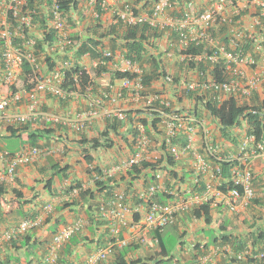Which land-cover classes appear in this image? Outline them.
I'll list each match as a JSON object with an SVG mask.
<instances>
[{
    "label": "built area",
    "instance_id": "built-area-1",
    "mask_svg": "<svg viewBox=\"0 0 264 264\" xmlns=\"http://www.w3.org/2000/svg\"><path fill=\"white\" fill-rule=\"evenodd\" d=\"M29 1L3 0L0 3V82L6 85L14 83L24 63L37 77L34 86L29 89L1 94L0 119L18 125L27 122L32 124L39 118L45 123L60 125L62 132L66 133L64 137L73 131L91 130L100 117L110 123L120 121L124 126L119 130L117 128L122 132L117 136L123 138V142L113 145L114 150L119 149L118 163L105 169L104 176L140 166L144 161L159 166L151 172L154 179L138 193L145 206L139 203L130 209L122 202L121 192L110 201L109 208L100 207L102 216L118 219L121 226L128 227L130 235L113 238L105 246L87 254L83 263L76 264L106 263L115 248H123L130 241L143 245L156 244L157 239L148 236L150 231H161L164 226L173 223L178 215L201 205L216 206L222 202L230 211H236L250 203L256 192L245 157L240 158L242 167L232 169L229 189H222L227 179L220 176V164L208 159L209 156H215L218 149L209 136L206 120L193 115L191 109L172 107L171 99L184 90L212 93V97L219 102L232 94L238 93L236 95L239 97L249 98L252 93L258 92L259 86L264 84V0H184L182 5H179V0H155L148 12H136L125 2L121 8L116 6L108 9V4L114 5V0H88L89 6L98 4L103 10L112 13V25H147L150 32L159 33L149 38L150 46H147L148 52L143 56L157 58L160 68L156 71L157 78L147 86L143 76L149 71V65L108 49L101 51L100 60L99 57L89 61L88 54H83L78 63L87 72L88 65L95 67L99 63L108 69L96 80L106 77V84L96 87V93L92 92L93 85H90L83 95L62 87L65 72L75 62L71 49L74 48L71 40L74 31L60 10L58 0H34L33 6ZM39 6L46 19L43 30H37L41 17V10L37 9ZM91 15L98 17L93 8ZM34 18L36 22H33ZM220 27H225L221 33ZM25 30L34 35L24 36ZM47 31H54L56 35L55 40L46 46V53L54 58L50 70L45 65L43 54L37 52L35 47L36 40ZM197 46L201 48L198 54H186L188 47ZM54 55H59V58ZM188 60L197 65L202 63L204 70L189 69L186 65ZM220 62L224 77L219 81L213 78L211 69ZM113 71L132 75L112 78ZM76 77H73L75 82ZM92 81L95 80L92 78ZM46 95L66 102L78 96L85 101L86 107L63 114L41 111L42 97ZM120 101L126 105L111 106ZM18 102L24 103L25 111L8 114L7 108ZM181 135L185 136L183 145H179ZM54 137L41 139L32 145L25 144L12 155L0 152V181L11 180L21 165L32 164L45 154L61 153L63 146L59 147ZM250 144L252 154L264 156V142L255 141L252 134L242 141L241 154ZM167 155L175 162L189 160L187 175L174 166L171 167L175 170L173 175L162 169L167 166ZM216 158L223 160L220 156ZM181 176H186V179L180 180ZM77 191L73 189V195ZM157 193H164L166 201H156L153 196ZM52 212L53 205L45 204L38 214L24 217L4 231L0 240L17 239L41 227ZM135 212H140L141 218L128 226L126 215ZM84 224V221L77 220L55 231L38 264H57L62 248L72 235L83 229ZM111 232L116 235L119 228L113 226ZM199 249L198 264H208L213 254L227 251L224 245L206 249L204 243L200 244ZM229 254L233 260L227 264H248L247 258H252L254 264H264V250L252 252L246 248ZM171 264L179 263L173 261Z\"/></svg>",
    "mask_w": 264,
    "mask_h": 264
},
{
    "label": "trees",
    "instance_id": "trees-1",
    "mask_svg": "<svg viewBox=\"0 0 264 264\" xmlns=\"http://www.w3.org/2000/svg\"><path fill=\"white\" fill-rule=\"evenodd\" d=\"M121 2L119 4V8L123 5V3H128L132 6L133 10L136 12H143V11H150V8L155 0H117ZM34 0H30L29 3L33 6ZM184 0H179V5H182ZM60 10L62 11L63 15L66 18V21L70 23L72 26H75L72 14L73 13H80L83 17L86 16L87 13L91 15L92 8L95 12L98 13V17H92V23L88 24L85 29V34L83 36L79 34H73L71 36V40L73 42L74 48L73 50V58L75 62L72 67H70L64 75V80L62 82V87L70 92H81L83 94L87 93V87L93 85L92 92L96 93L97 83L92 81V76L99 74L102 71L108 70L105 65L99 63L96 67L89 68V72L86 69L80 67L78 61L82 57L83 54L87 53L90 58H97L100 56V51L103 47H108L114 49L117 46V41L120 43V49L124 51L127 58L131 60L138 61L139 63H149V71L146 72L143 76V81L147 86H150L152 81L157 78L156 70L160 68V61L153 57L152 55L143 56L144 53L147 51V46L149 45V38L158 36L156 32H150L147 25H130V26H121V25H109L107 27H103L101 25L100 17L104 14V10L101 8L100 5L96 4L94 7L88 5V0H58ZM38 5V4H37ZM41 10V6L37 8ZM37 10V11H38ZM38 19L39 23L37 26V30H43L46 24V19L42 16ZM236 18V17H235ZM264 22V19L262 20ZM36 19L34 18V21ZM225 27H220L219 33H221ZM24 36H33V32L24 31ZM110 38L109 43H105L104 39L106 37ZM56 38L54 31H47L43 32L40 38L36 40V49L37 52L43 54L44 62L48 70L52 68L54 65V58H51L50 55L46 53V46L51 44ZM224 42H226V37L224 36ZM16 44V42H14ZM201 51L199 46L197 47H188L185 52L186 54L196 55ZM146 55V54H145ZM59 58V55H54ZM102 59L100 56L99 60ZM186 65L189 69L196 68L200 72L204 70V66L202 63L196 64L191 60L186 61ZM223 65L220 63L215 64L211 69L213 78L216 80H223ZM2 67V62L0 58V69ZM164 73V70H163ZM74 75H76V82L73 80ZM129 72L124 73H117L113 71L111 76L113 78L123 77V76H131ZM37 77L30 69L27 63L23 64L22 71L16 81L11 85L2 84L1 90L14 93L20 90H26L34 86ZM92 81V82H91ZM207 94V95H206ZM188 96H191L190 100L194 103V106L201 105L203 106L209 115L217 121L219 125V132L221 136L226 141H235V139L230 134V129L239 125L240 123H246L248 132L250 131L252 134L255 135L257 140L264 138V97L260 100L257 97V93H252L250 100L248 102L243 101L240 103L238 98L235 96H230L223 101H217L216 99L212 98L208 92H205L202 95H199L196 91L188 92ZM195 110V109H194ZM198 109L196 108L192 114L197 115ZM106 127L103 131L98 133V137L93 138H86L85 136L81 137V141H79L80 145H87L89 144L88 148L90 150H96L100 147L104 148H111L113 142L109 135L111 133H116L117 128L121 126L120 121H113L110 123L108 120L106 121ZM52 129H31L30 124L22 123L17 126L14 125H7L6 126V133L8 137H15L19 140V146L21 147L24 144H36L41 139H45ZM184 142V139L181 140ZM82 151H87L86 148H83ZM6 155H12L13 152L7 151L5 152ZM85 161L88 166H92L94 157L90 153H86ZM166 167H161L165 169L168 174L174 173V169L171 167L174 166L175 162L170 158L168 155L165 157ZM236 161H223L220 162V166L222 167L220 170V176L224 179H227V182L224 183L222 189L228 190L229 185L231 183V170L235 167ZM159 166L157 164H151L146 161L142 162L140 166H133L126 171L125 177L116 178L114 176L111 177H104L99 179H94L93 187H88L85 189L80 188L78 196H75L69 202L63 203L60 207L56 209L62 210L68 206H74L83 204L86 206L87 210V217L89 226H98L104 228V234L102 239H107L109 236L108 226L110 221L100 218L97 215L99 205L101 203L107 204L110 201L117 198L118 193H123V199L126 198L129 202L136 204L140 201L138 198L137 193L133 189V186L138 181L145 183L147 180L151 181L153 175L149 176V172L155 171ZM169 167V168H168ZM50 169L55 170V175L61 176V182L64 181V178H67L69 175L68 166L60 167L59 164H54ZM92 169L87 168L85 171L87 174H90ZM96 173L99 176H102L101 169L95 167ZM176 176V173H175ZM180 180H185L186 176H181ZM45 188L49 189L50 180H47L45 183ZM82 182L78 180L71 181L70 185L65 187V192L68 193L74 187H81ZM49 191V190H48ZM156 201L164 202L166 201L167 196L164 193L156 194L153 196ZM125 201V200H124ZM29 200L25 197L22 190L12 187L8 189V185L0 181V214L2 215H9L15 212L18 209H22ZM123 202V200H122ZM255 206H263L264 203L262 202V197H257L253 200ZM211 206L209 204L201 205L196 207L190 211L188 217L193 220H203V222L208 226L212 222L211 216ZM52 218V217H51ZM51 218H47L46 222H50ZM133 220H138L139 215L134 214ZM220 221H218L219 223ZM59 223L58 219H56V225ZM54 226L51 232L55 230ZM235 228V229H234ZM208 231V234L205 232V235L209 237V244L212 245H224V247L230 251V253H235L241 250H245L246 248H250L252 252L255 250L262 251L264 250V228L262 227H246L245 230L236 229L235 225H231L229 222L226 225L220 227V232H215L213 228L205 229ZM161 231H155L157 237L158 233ZM23 235L17 239L13 238L10 241H17L18 239L22 238ZM179 237H182V232L179 233ZM101 238L99 239L100 242H103ZM159 246H160V253L162 254V258L155 261V264H162L164 261H171L173 258L175 259L174 255L168 254L165 247H162L161 242L159 241V237L157 238ZM79 238L77 234L72 235L67 244L64 248H62L59 259L57 264H69L67 262L68 257L71 255V249L74 248L76 245L79 244ZM41 245L43 246L45 243L48 245L49 239H45L41 241ZM23 248H29L30 245H27V241H22ZM183 241H179L178 246H182ZM205 246V245H204ZM207 246V245H206ZM205 246V247H206ZM199 244L195 243L194 248L196 251L199 250ZM26 249V248H25ZM36 247H34L35 251ZM134 251V246L128 245L126 248L117 249L115 261L111 264H149L146 262H141L140 258L137 257L135 259H128V255ZM63 255V256H62ZM65 256V258H64ZM68 256V257H67ZM196 254L193 255L195 257ZM151 259V257H149ZM178 260V259H177ZM231 260H233L231 258ZM252 258H247L248 264H254ZM3 264V263H0Z\"/></svg>",
    "mask_w": 264,
    "mask_h": 264
},
{
    "label": "crops",
    "instance_id": "crops-1",
    "mask_svg": "<svg viewBox=\"0 0 264 264\" xmlns=\"http://www.w3.org/2000/svg\"><path fill=\"white\" fill-rule=\"evenodd\" d=\"M2 1L3 0H0V3H2ZM117 4H120V2L114 0V5L116 6ZM110 17H112V13L109 11H105V13L100 17L101 20L100 22L103 27H107L108 25H110ZM73 19H74V23L77 25L76 27L72 28V30L74 31L73 34H79L83 36L85 34V29L88 26V24L92 23L91 15L87 13L86 16L83 17L82 15H80V13H75L73 15ZM104 41L106 44L109 42L108 40H104ZM246 73L248 74V69L246 70ZM105 80L106 77L103 79H99V82L102 84L105 82ZM256 93L258 99L261 100L264 97V84L259 86L258 92ZM42 99H44L41 101L42 103H44V107L48 106L50 109L53 108V110L56 111H60L64 109L62 108L63 106L59 105L58 101L53 100L55 99L53 97L51 98L49 96L46 97L43 96ZM75 102L80 103L79 100L75 101V99H73L72 102L70 103L71 109H76L78 106H80ZM125 105H126L125 102L120 101L117 102L116 105H111V106L121 107ZM81 106H83V104H81ZM11 109L13 113L23 112L25 111V106L22 103H18L17 105H14V107H12ZM8 114H11V110L9 109H8ZM3 122L4 121H1L0 123L1 153L7 152L3 148L4 143L1 142V140H3V138L7 136L6 130L2 126ZM95 124L98 129H102L105 124V121L100 117L99 119L96 120ZM35 128H40V126L36 124V126L32 127V129ZM70 138L71 135L68 136L67 140ZM62 142L64 141L63 140L61 142L58 141L57 145H59V147H61V145L64 146V151L67 150L68 148L70 149L68 152H66V154L63 157H60L59 154H54V155L45 154L41 156L33 164L21 165L17 167L15 171L14 180L9 181L7 183L8 189L15 187L22 190L25 197L29 200V202L25 206H23L22 209L16 210L17 214L15 212L9 215L0 214V235L4 231L16 225L18 221H20L22 218L27 216H32L40 212L42 205H45L46 203H53L55 207H60L61 206L60 203H62L63 200L70 199L69 195H66L65 192L66 189L65 182H68V180L61 182L60 180L61 176L55 175L54 174L55 171L50 169V167H52L57 162L60 161V165H65L66 163H68L69 166L73 169V170L68 169L70 172L72 171L75 172L77 168L79 171V174L76 175V177H78L77 179L82 183H84L85 185H88L89 187H93L91 179L94 173L92 174L86 173L85 170L88 168V165L85 162L83 156H80L79 154L80 151L78 150L77 144L70 141H67L66 144ZM219 144L222 146L221 149L225 151V153L227 154H232L236 150L235 147L229 145V143L224 141L223 139H221ZM73 150L75 153L71 152ZM107 151L105 152L97 151V153L102 155V153H107ZM97 153H95V156L97 155ZM110 160L111 159L109 158V156L106 157L100 156L98 158L97 157L95 158L93 164L94 166H99L100 168H103L105 163L110 162ZM116 160H118V158H116ZM74 162H76V164L78 165L76 166ZM250 163L253 174L257 176L256 179L258 180L257 188H256L257 194L259 197H262V202L264 203V158L260 156L252 157L250 159ZM0 166H1V160H0ZM120 174L123 176L124 171L118 173L116 177H119ZM47 180H50L49 189L45 188L46 185L45 183L47 182ZM213 208L214 209L211 210V214L214 217V220L210 228L215 229V231H217V229L219 228V225L216 224L215 220L221 221L220 225H226V223L229 222L231 225H235L236 229L238 228L240 230H245L246 227L248 226L264 228V205L261 207L256 206L255 208H253V211H248V210L240 211L238 215H232V213L228 210V208L223 204L220 205L218 204L216 206H213ZM20 211L22 212V214H19ZM86 213H87L86 206L83 204L68 206L59 211L56 209L53 217L51 215L52 218L50 222L45 223L43 226L37 229L27 232L25 235H23L22 238L18 239L17 241L11 242L6 240H0V263L38 264L47 246L46 243L42 246L41 245L42 243L40 242L45 239H49V243H50V238L52 236V233H54L64 225L72 223L76 219L81 218L84 221H87ZM187 217H188L187 213H184L182 216H180L181 219H186ZM56 219H58L59 221L57 225H56ZM54 226H56L55 230L54 232H51ZM189 227H191L187 229L189 233H186L180 239V241H183L184 245L185 244L188 245L189 242L193 241V238H196L197 239L196 241H200L202 239V235L205 234L204 230L206 229V227L203 225V223H201L200 220L192 222L189 225ZM103 234H104L103 227L91 226V225L89 226L88 224L85 230L80 235L77 236L80 241L79 244L71 249V255L67 257L69 259H73L76 261H82L85 258V256L88 253H90V251H93L96 248V245L99 246V244L102 243L100 242L99 239L103 238ZM203 237L205 238L204 241H208L209 237H206L205 235H203ZM102 240L104 241L105 239ZM22 241L25 242L27 241V245L29 244L30 247L23 248ZM34 247H36L35 251L33 250ZM28 252L29 254L27 255ZM177 253H179V250L177 251Z\"/></svg>",
    "mask_w": 264,
    "mask_h": 264
},
{
    "label": "clouds",
    "instance_id": "clouds-1",
    "mask_svg": "<svg viewBox=\"0 0 264 264\" xmlns=\"http://www.w3.org/2000/svg\"><path fill=\"white\" fill-rule=\"evenodd\" d=\"M118 2V1H117ZM121 3V2H120ZM116 6H119V4H117ZM115 5H111V4H108V9H113V7H116ZM104 11H108V10H104ZM105 13V12H104ZM75 13H73L72 14V18H73V15H74ZM92 16V15H91ZM73 21H74V19H73ZM75 24V23H74ZM110 25H112V24H110ZM118 25H121V24H118ZM72 26V25H71ZM75 26H77L76 24H75ZM109 26V25H108ZM122 26V25H121ZM72 27H74V26H72ZM110 38H112L111 36L110 37H106L104 40H108L109 42H110ZM108 42V43H109ZM117 46L114 48V49H112V48H108V47H103L102 49H101V51L102 50H111L113 53L114 52H120V53H123L124 55H125V53H124V51L122 50V48L120 49L119 47H120V43L117 41ZM149 45H150V43H149ZM263 47H264V43H263ZM264 49V48H263ZM147 50V52H148V49H146ZM101 51H100V53H101ZM73 52V51H72ZM85 54H87V53H85ZM100 56H101V54H100ZM99 56V57H100ZM126 56V55H125ZM146 56H149V55H146ZM99 57H97V58H90L89 57V55H88V59H90V60H93V59H98ZM145 57V56H144ZM154 57V56H153ZM2 62V61H1ZM141 64H143L142 62H141ZM144 64H147V61H146V63L144 62ZM147 65H149V63L147 64ZM150 66V65H149ZM82 67V66H81ZM90 67H92V68H94V66H92V65H88L87 66V70H88V72H89V68ZM96 67V66H95ZM1 70H2V67H1V69H0V74H1ZM157 71V70H156ZM103 72V71H102ZM102 72H100L99 74H96L95 76H92V78H93V80H95L94 82L95 83H97V87H99V86H103V85H105L106 84V82H107V79L105 80V82L104 83H100L99 81H96L97 80V78H98V76L102 73ZM113 78V77H112ZM216 80V79H215ZM1 86H2V84H1V82H0V97H1V94L2 93H5L6 91H2L1 90ZM199 95H202V94H204V92H199V91H197V90H195ZM187 91L186 90H184V91H182V93L181 94H179V93H177L176 95H175V97L173 98V99H171L172 101H171V106L172 107H179L180 109H191L192 110V112L193 111H195L196 110V108L198 109V111H197V115L196 114H193V115H195V116H197V117H202V118H204L205 120H206V125H207V127L209 128V133H210V137H211V139L213 140V144L214 145H216L217 146V149H218V152H217V154L215 155V156H209L208 157V159H210L213 163H219L220 164V162H223V161H236V163H235V167H242V160L240 159L241 157H245V162H246V164H248L249 165V167H250V169H251V172H252V183H253V187H254V189H255V192H256V196L250 201V203L247 205V206H245L243 209H237L236 211H230V209L225 205V204H223L222 202H218L217 203V205L219 204H223V205H225L227 208H228V210L232 213V215H238L239 214V212L240 211H253V208H255L256 206L254 205V203H253V200L255 199V198H257V197H259L258 196V194H257V190H256V188H257V179H256V177L257 176H255L254 174H253V171H252V168H251V163H250V159L252 158V157H257V156H260V157H263L264 158V156L263 155H259V154H252L251 153V145L252 144H250L247 148H246V150H245V153L244 154H241V152H240V146H241V144H242V141L244 140V138H246L247 137V135H250V134H252L250 131L248 132V130H247V125H246V123H240L239 125H237V126H235V127H233V128H231L230 129V131H238L239 129L241 130V128L243 129V133L242 134H240V138L238 139V141L235 139V141H226L222 136H221V134H220V141H221V139H223L224 141H226V142H228L229 143V145H232L233 147H235L236 148V150L232 153V154H227V153H225V151H223L221 148H222V146L219 144L220 143V141H219V138H218V136H217V139L215 140L214 139V137L211 135V131H210V127L208 126V122L211 120V121H214V123H215V125L217 126V128H218V131H219V125H218V123H217V121H215L214 119H212V117L209 115V113L207 112V110L203 107V106H201V105H196V107L194 106V102L192 101V100H190V98H191V96H188L187 95ZM236 94H238V93H236ZM236 94H232V95H230V96H235L236 98H238V101L240 102V103H242L243 101H246V102H248L249 100H250V97L249 98H243V97H239V96H237ZM80 95H83V93H81ZM207 95V94H206ZM210 95H212V93H209V95L208 96H210ZM46 96H49V97H51L50 95H46ZM45 96V97H46ZM230 96H228V97H230ZM212 97V96H211ZM227 97V98H228ZM52 98V97H51ZM54 98V97H53ZM213 98V97H212ZM227 98H225V99H227ZM73 99H75V101L76 100H79V102L81 103V104H83V106H81V104L80 103H78V102H75L76 104H78V105H80V106H78L76 109H79V108H84V107H86V104H85V102H83V100L80 98V97H73V98H71L69 101H58L56 98H55V100H57L60 104L59 105H62L63 107L62 108H64L63 110H60V111H57V112H51V111H47L46 109H45V107H44V103H41V107H40V110L41 111H46V112H50V113H57V114H63V113H65L66 111H69V110H76V109H71L70 107H71V105H70V103L72 102V100ZM215 99V98H214ZM224 99V100H225ZM42 100H44V99H42ZM223 101V100H222ZM18 103H22L23 105H24V103L23 102H18ZM17 103V104H18ZM17 104H13V105H11V106H9L8 108H7V113H8V109L9 110H11V114L13 113V111H12V107H14V105H17ZM73 105V104H72ZM25 106V105H24ZM65 108H67V109H65ZM43 109V110H42ZM195 109V110H194ZM24 112V111H23ZM1 121H4L3 123H5L6 125H5V130H6V126L7 125H11V124H8L7 123V121L5 120V119H0V123H1ZM104 121H105V124H104V126H103V128L102 129H97V130H94L93 128H94V126H96V124H94L93 125V127L91 128V130H93L94 132H92L91 130H89V131H80V132H75V131H73V132H71L69 135H71V138L70 139H68L67 140V138H68V136L69 135H66V137H64V134H66L65 132H62V129H61V127H60V125H53V124H51V123H45L44 121H42L41 119H39V118H37L32 124H30L29 122V124H30V127H31V129H32V127H34V126H36V124H38L39 126H40V128H35V129H39V130H43V129H52V131L50 132V134H48L47 136H46V138L45 139H49V138H51V137H53V136H55L54 137V140H55V143L57 144V142L58 141H64V142H62V143H65L66 144V142L67 141H70V142H74V143H76L77 144V146H78V150L80 151V156H83V158L85 157V155H86V153H90L91 155H93V157H94V161H95V158L97 157H100L101 155L100 154H98L97 153V151H101V152H105V151H107V150H109V151H107V153H102V155L104 154H106L107 156H109V158L111 159L110 160V164H111V166H113V165H115V164H117L118 163V160H116V158H118V155H119V151H117V150H119V149H117V150H114L113 149V145H114V143L115 142H117V138H118V134L119 135H121V133L122 132H120V131H118L120 128H122L124 125L122 124V123H120L121 124V126L118 128V132H116V133H111V135H109L110 136V138H111V140H112V142H113V144H112V146H111V148H104V147H100V148H98V149H96V150H90L89 148H88V146H89V144H87V145H80V143H79V141H81V137L82 136H85L86 138H93V137H98V133L100 132V131H103L104 129H105V127H106V124H107V119H104ZM110 122V121H109ZM12 125H14V124H12ZM19 125V124H18ZM14 126H17V125H14ZM34 130V129H33ZM91 131V132H90ZM88 132H90V134H93V135H87V133ZM220 133V132H219ZM252 135H254V134H252ZM182 139H184V142L182 143L181 141H180V143H179V145H183L184 143H185V136L184 135H181V140ZM254 139H255V141H258V142H260V141H263L264 142V138L263 139H260V140H257L256 138H255V135H254ZM25 145V144H24ZM23 146V145H22ZM21 146V147H22ZM21 147L19 146V148L16 150V151H14V152H17L18 150H20L21 149ZM83 148H86V152L85 151H82L83 150ZM70 149L68 148L67 150H65L64 151V146H63V151L61 152V153H59V155H60V157H63L65 154H66V152H68ZM13 152V153H14ZM71 152H74V150L73 151H71ZM77 152V151H76ZM100 152V153H101ZM75 153V152H74ZM95 153H97V155L95 156ZM4 155H6L5 154V152L3 153ZM217 156H220V157H223V160H217ZM115 159V160H114ZM119 159V158H118ZM84 160H85V158H84ZM173 160V159H172ZM93 161V162H94ZM86 162V161H85ZM175 162V161H174ZM189 160H182V161H178V162H175V164H174V167H176L177 169H181L182 170V174H185V175H187V171H186V169H188V167H189ZM74 163H76V162H74ZM33 164V163H32ZM56 164H59L60 165V161L59 162H57ZM30 165V164H29ZM66 166H68V169H71V170H73L70 166H69V164L68 163H66L65 164ZM65 165H60V167H64ZM88 165V164H87ZM111 166H107V163H105V165H104V167L103 168H100L99 166H94V164H92V166H88V168L90 169H92L90 172V174H92V173H94L93 174V176H92V179H91V182H92V184L94 183V179H99V178H104V177H111V176H104V174H103V171L105 170V169H107V168H109V167H111ZM95 167H98V168H100L101 169V175L102 176H99L97 173H96V170H94V168ZM222 168V167H221ZM220 168V169H221ZM234 168V167H233ZM232 168V169H233ZM67 169V170H68ZM130 169V168H129ZM52 170H54V169H52ZM128 169H126V170H123L124 171V175H123V177H125V174H126V171H127ZM55 171V170H54ZM69 171V170H68ZM232 171V170H231ZM174 172H175V170H174ZM118 173H120V172H118ZM118 173H116L115 175H112V176H114V177H116V175L118 174ZM73 171L72 172H70L69 171V177L67 176V178H64V181L65 180H68V182H65L66 184V187L67 186H69L70 185V183H71V181H74V180H78L77 178L78 177H73ZM149 174V176H151V172L150 173H148ZM14 176H15V174H14ZM14 176H13V178L11 179V180H9V181H13L14 180ZM120 177H122V175L120 174V176L119 177H116V178H120ZM152 179H154V178H152ZM9 181H3V182H5L6 184L9 182ZM63 181V182H64ZM79 181V180H78ZM152 181V180H151ZM151 181H149V180H147L145 183H143L142 182V184H141V182L140 181H138L137 183H135V185L133 186V189L135 190V192L137 193V195H138V193H139V191L140 190H142L143 188H145V186L149 183V182H151ZM83 185H84V187H83ZM89 186L88 185H85L84 183H82V186L81 187H74V188H72L68 193H66V195H69V197H70V199L68 200V199H65V200H63L62 201V203H60V205H62L63 203H65V202H69V201H71L72 199H74L75 198V196H78V193H79V191H80V188H82V189H85V188H88ZM73 189H78V191H77V193L76 194H74L73 195V193H72V191H73ZM119 193H121V192H119ZM157 194H160V193H157ZM138 198H139V196H138ZM140 199V198H139ZM125 200V201H124ZM110 203V202H109ZM109 203H107V204H103V203H101V205H99V209H98V212H97V215L100 217V218H103V219H106V220H109L110 221V223H109V226H108V230H109V236H108V238L107 239H105L101 244H99V246H97L96 245V248L94 249V250H96V249H98V248H101V247H103V246H105L109 241H111L113 238H116V237H120V238H122L124 235L125 236H129L130 235V233L131 232H129V230H128V227L127 226H121L120 225V221L118 220V219H113V218H110V217H105V216H102V213H101V211H100V207L101 206H103V207H105V208H109L110 207V205H108ZM123 203H125V204H127L128 206H129V208L130 209H132V208H134V206H136L137 204H139V203H142L144 206H145V202L142 200V199H140V201L138 202V203H136V204H133V203H131V202H129L126 198H124L123 199ZM47 204V203H46ZM52 205H53V212L50 214V215H48V217H46V219L47 218H51V215H52V217H53V215H54V212H55V210H56V208L57 207H55V205L53 204V203H51ZM44 205H42V207H43ZM42 207H41V209H42ZM211 209H214L213 208V206H211ZM238 212V213H237ZM39 213V212H38ZM38 213H36V214H38ZM187 213V216L190 214V211L189 212H186ZM234 213H236V214H234ZM36 214H34V215H36ZM134 214H136V215H139V219L141 218V213L140 212H135V213H133L132 215H130V214H127L126 215V219L129 221L128 222V226L130 225V224H132V222H137L138 220H133L134 218H133V215ZM184 214V213H183ZM183 214H180V215H178V216H181V215H183ZM34 215H32V216H34ZM177 216V217H178ZM211 216H212V214H211ZM253 216H255V215H253ZM27 217H30V216H27ZM188 218V217H187ZM46 219H45V221H44V224L45 223H47L46 222ZM177 219V218H176ZM77 220H82V221H84L83 219H81V218H79V219H76L75 221H77ZM193 220V219H192ZM213 216H212V222H211V224H213ZM175 221V220H174ZM197 221V220H196ZM200 221L202 222L203 220H201L200 219ZM218 221L219 220H215V222H216V224L217 225H219V228L217 229V231H215V232H220L221 230H220V227L221 226H224V225H220V223H221V221L218 223ZM74 222V221H73ZM84 227H83V229L81 230V231H79L78 233H76L77 234V236L78 235H80L84 230H85V228L88 226V217H87V221H84ZM174 223V222H173ZM172 223V224H173ZM43 224V225H44ZM211 224L210 225H206L204 222H203V225L206 227V229H209L210 228V226H211ZM42 225V226H43ZM118 227L119 228V232L115 235V234H113L112 232H111V227ZM235 229V228H234ZM238 229V228H237ZM215 230V229H214ZM31 231V230H30ZM156 231V230H155ZM155 231L154 230H152V231H150L149 232V234H148V236H149V238H152V239H157L158 237H157V235H156V233H155ZM157 231H159V230H157ZM162 231V230H161ZM205 231V230H204ZM29 232V231H28ZM182 232V235H183V231H180L179 233H181ZM53 234V233H52ZM203 235H205V234H203ZM203 235H202V241L200 240V241H198V244H199V246H200V244L201 243H204V245L206 246H204L206 249H208V248H210V247H212V246H217V245H212V244H209V238H208V241H204L205 240V238L203 237ZM184 236V235H183ZM206 236V235H205ZM52 237V236H51ZM207 237V236H206ZM182 238V237H181ZM180 238V239H181ZM50 240H51V238H50ZM153 243V242H152ZM152 243H148L147 245L148 246H150V247H153V246H156V249L158 248L159 249V252H160V246H159V243H158V240H157V243L156 244H152ZM195 243H197V242H195ZM195 243H193L192 244V246L194 247V244ZM67 244V243H66ZM133 245L134 246V249H136L137 248V246L136 245H143V244H141V243H138L137 241H130L129 242V244L128 245ZM127 245V246H128ZM127 246H125V247H123V248H126ZM178 247H181V246H178ZM199 248V247H198ZM117 249H122V248H115V251L117 250ZM194 249V253L192 254V257H191V260H190V262H189V264H198V259H197V257H198V253L199 252H201L200 251V249L198 250V251H196V249L195 248H193ZM93 250V251H94ZM178 250H179V248H178ZM177 250V251H178ZM93 251H90V253L91 252H93ZM114 251V253H113V255L115 254V257H116V252ZM229 250H227V251H222V252H218V253H216V255H220V254H223L224 256H226L227 258H228V260H227V263H228V261L229 260H231V254H229V252H228ZM134 253V251H132L129 255H128V259H132V258H130V256H131V254H133ZM89 254V253H88ZM188 254V253H187ZM194 254H196V256L195 257H193V255ZM111 256L110 258H109V260L110 259H112L109 263L111 264V263H113L114 261H115V258H114V256ZM172 255H174V257H175V259L173 258L172 260H171V262L169 263V264H171L173 261H177L179 264H182L181 263V261H180V259H179V257H178V254H177V252H175L174 254H172ZM213 255H215V254H213ZM212 255V256H213ZM191 256V255H190ZM211 256V257H212ZM137 257H139V256H136L135 258H137ZM149 257H151L152 258V256L150 255ZM163 256H161L160 258H158V259H161ZM135 258H133V259H135ZM149 259V258H148ZM158 259H156V260H158ZM178 259V260H177ZM108 260V261H109ZM141 260V259H140ZM156 260H154V262H150V260H149V262H146V263H149V264H155V261ZM83 261H84V259L82 260V261H79V262H82L83 263ZM211 261V260H210ZM210 261H209V263L208 264H210ZM144 262V261H143ZM77 263V262H76ZM76 263H71V264H76ZM107 263V262H106ZM106 263H101V264H106Z\"/></svg>",
    "mask_w": 264,
    "mask_h": 264
},
{
    "label": "rangeland",
    "instance_id": "rangeland-1",
    "mask_svg": "<svg viewBox=\"0 0 264 264\" xmlns=\"http://www.w3.org/2000/svg\"><path fill=\"white\" fill-rule=\"evenodd\" d=\"M54 101H57L55 99H53ZM60 104V103H59ZM62 106V105H60ZM75 106V104H74ZM45 109L47 111H51V112H57L56 110H53V108H49L48 106L45 107ZM43 110V109H42ZM5 123H3V127L5 128ZM208 126L210 127V131H211V135L214 137V139L216 140L217 139V136L219 138V141H220V133L218 131V128L217 126L215 125L214 121H209L208 122ZM94 130H97L98 128L96 126H94L93 128ZM92 132H94L93 130H91ZM90 131V132H91ZM90 132L87 133V135H93V134H90ZM243 133V129L241 128V130L239 129L238 131H230V134L232 135L233 138H235L237 141L238 139L240 138V134ZM123 142V138L120 139L119 137L117 138V142L120 143V142ZM2 143H4L3 145V148L4 150L6 151H11V152H14V150H16L17 148H19V140L15 137H4L3 140H1ZM102 157H106L107 155L103 154L101 155ZM107 163V166H111L110 162H106ZM75 165L77 166L78 164L75 163ZM79 174V171L78 169L76 168V171L73 172V176L76 177V175ZM15 213L17 214V212L15 211ZM19 214H22V212L20 211ZM182 216V215H181ZM214 219V217H213ZM196 220H192L190 217L186 219H181L180 216L177 217V219H175L174 223H169L167 224L166 226L163 227L162 231L158 233V237H159V241L161 242L162 244V247H165V249L167 250L168 254H174L175 252H177L178 248H179V253L178 254V257L181 261L182 264H189L190 260H191V257H192V254L195 252L194 251V247L192 246L193 243L197 242L196 241L197 239L196 238H193V241L189 242V244H185L183 243V245L181 247H178V243L180 241V237H179V232L180 231H183V235H185L186 233H189L187 231L188 228H191L189 227V225L192 223V222H195ZM184 222V223H182ZM203 223V221L201 222ZM180 224V225H179ZM193 225V224H192ZM191 232V231H190ZM198 232V231H196ZM205 232L208 234V231L205 230ZM182 235V237H183ZM202 241V240H201ZM187 242V241H186ZM160 244V243H159ZM137 248L134 249V253L131 254L130 258H135L136 256H139V258L141 259V262H154V260L160 258L162 256V254L159 252V249L157 248L156 249V246H153V247H150L148 246L147 244L146 245H136ZM185 246V247H183ZM189 253V254H187ZM29 254V252L27 253V255ZM152 256L151 259H148L149 256ZM191 255V256H190ZM114 258H115V254L113 255ZM112 259H110L106 264H110L109 262L111 261ZM227 260L228 258L226 256H224L223 254H220V255H213L211 257V261H210V264H227ZM67 262L69 264L71 263H82V262H79V261H76V260H73V259H69L67 260ZM171 261H164L162 262V264H169Z\"/></svg>",
    "mask_w": 264,
    "mask_h": 264
}]
</instances>
